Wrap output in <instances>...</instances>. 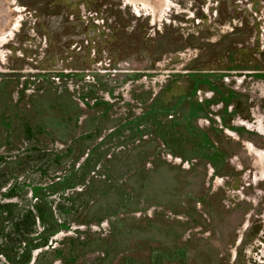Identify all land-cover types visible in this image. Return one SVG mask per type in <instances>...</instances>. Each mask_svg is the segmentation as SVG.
I'll use <instances>...</instances> for the list:
<instances>
[{
	"label": "rangeland",
	"instance_id": "374dc122",
	"mask_svg": "<svg viewBox=\"0 0 264 264\" xmlns=\"http://www.w3.org/2000/svg\"><path fill=\"white\" fill-rule=\"evenodd\" d=\"M2 18L1 244L52 188L58 232L29 264H264V0H0Z\"/></svg>",
	"mask_w": 264,
	"mask_h": 264
},
{
	"label": "trees",
	"instance_id": "16d2710c",
	"mask_svg": "<svg viewBox=\"0 0 264 264\" xmlns=\"http://www.w3.org/2000/svg\"><path fill=\"white\" fill-rule=\"evenodd\" d=\"M96 163H98V160L96 162V156L93 154L89 157L85 166L83 167V176L75 174V176L67 179L64 184H60V188L66 190L72 189L77 185H84L86 182V176L95 171L97 165ZM50 190L54 191L52 188L38 190L36 194L37 203L35 206L37 216L31 212L25 216V219L22 221V223L18 225L23 226V228L17 230L18 233L12 242L10 238V244L12 246H8L7 244L3 245L1 244L2 242H0V254L3 255L10 264H29L31 262L33 251L46 245L47 240L58 232L55 214L48 201L49 195L51 194ZM6 210V207H0V239L5 238V240L8 239V236H1V233H4L3 225L6 221L5 219H7L4 217ZM37 218L44 225V231L42 232L44 240H42V243H40L36 242L35 239H28L26 243L27 235L33 233L32 230H28L26 228L28 222L32 221V224L35 225ZM130 263L133 262L130 261L129 264Z\"/></svg>",
	"mask_w": 264,
	"mask_h": 264
},
{
	"label": "built area",
	"instance_id": "2783aa9c",
	"mask_svg": "<svg viewBox=\"0 0 264 264\" xmlns=\"http://www.w3.org/2000/svg\"><path fill=\"white\" fill-rule=\"evenodd\" d=\"M136 11H140V9H135ZM115 71V70H114ZM212 95V94H211ZM211 95H208V94H202V93H199V97L201 98V99H204V97L206 96V98H208V99H210V98H212V96ZM218 179V178H217Z\"/></svg>",
	"mask_w": 264,
	"mask_h": 264
},
{
	"label": "bare ground",
	"instance_id": "6f19581e",
	"mask_svg": "<svg viewBox=\"0 0 264 264\" xmlns=\"http://www.w3.org/2000/svg\"><path fill=\"white\" fill-rule=\"evenodd\" d=\"M3 14H4V13H3ZM2 19H3V18H2ZM5 23L7 24V20H6V19H5V20H4V19H3V20L0 19V24H5Z\"/></svg>",
	"mask_w": 264,
	"mask_h": 264
}]
</instances>
